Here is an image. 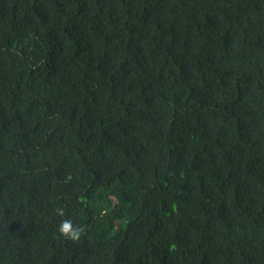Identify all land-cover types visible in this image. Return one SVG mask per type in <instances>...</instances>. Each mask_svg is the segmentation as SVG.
Wrapping results in <instances>:
<instances>
[{"label":"trees","instance_id":"trees-1","mask_svg":"<svg viewBox=\"0 0 264 264\" xmlns=\"http://www.w3.org/2000/svg\"><path fill=\"white\" fill-rule=\"evenodd\" d=\"M0 264H264V0H0Z\"/></svg>","mask_w":264,"mask_h":264},{"label":"clouds","instance_id":"clouds-1","mask_svg":"<svg viewBox=\"0 0 264 264\" xmlns=\"http://www.w3.org/2000/svg\"><path fill=\"white\" fill-rule=\"evenodd\" d=\"M59 231L65 236H69L72 239L79 238V232L72 229V225L69 221H64L59 225Z\"/></svg>","mask_w":264,"mask_h":264}]
</instances>
